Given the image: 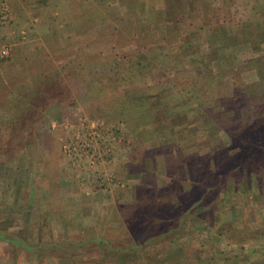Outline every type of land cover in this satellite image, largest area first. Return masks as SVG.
Segmentation results:
<instances>
[{
	"label": "rangeland",
	"instance_id": "obj_1",
	"mask_svg": "<svg viewBox=\"0 0 264 264\" xmlns=\"http://www.w3.org/2000/svg\"><path fill=\"white\" fill-rule=\"evenodd\" d=\"M230 1L223 10L211 9L209 18H193L195 25L207 32L217 24L226 32L241 26L243 32L248 14L264 24V0H255V10L254 0ZM7 4L20 8L13 21L32 33L27 41L11 30L0 34V42L2 35L10 44L21 42L11 54L0 55V71L10 77L8 88L0 89V264H148L161 260L166 249L170 264H264V162L252 168L236 162L241 156L231 158L240 148L228 131L238 123L249 127L264 111V51H257L263 43L253 37L256 47L224 51L210 46L204 32L194 46L212 56L207 63L188 58L166 66L167 55L179 52L196 28L170 41L144 35V27L138 32L127 24L134 0H4L2 5ZM239 40L240 34L234 43ZM9 55L15 65L3 58ZM55 70L70 98L44 114L42 106L21 109L19 99L37 80L44 95L52 91L47 77ZM163 97L169 113L187 116L173 119L168 111L156 116L158 109L166 110ZM144 98L151 104L141 103ZM104 102L130 113V128L100 116ZM145 107L156 127L169 119L173 131L156 140L141 136V130L153 128L140 120ZM35 112L40 117L33 118ZM33 127L47 132L37 138L14 135ZM233 165H240L235 176L217 179L216 173ZM195 184L215 188L200 205ZM186 191L193 211L191 242L150 239L162 227L166 230L155 234L170 227L185 232L177 228L176 208L185 203ZM100 240L111 245H98ZM118 243L124 252L113 250ZM132 244H139L133 254Z\"/></svg>",
	"mask_w": 264,
	"mask_h": 264
},
{
	"label": "trees",
	"instance_id": "obj_2",
	"mask_svg": "<svg viewBox=\"0 0 264 264\" xmlns=\"http://www.w3.org/2000/svg\"><path fill=\"white\" fill-rule=\"evenodd\" d=\"M3 1L4 0H0V6H1V8H0V34H3L6 31H10L9 25L12 23V21L10 22V18H8L6 16V14H7L6 9L7 8L4 7V5H2ZM14 8L20 9V8L15 7V6H14ZM261 12L264 13V9ZM262 15H264V14H262ZM223 17L226 20H228L227 16H223ZM215 18H216V15L210 19V23L213 24ZM261 19L256 18L255 20H248L245 24V26H246L245 30H242L243 32H240L241 26H237V29L235 27L230 28V30H227V32L225 31L223 26L219 25V24H217L219 26L218 28H211V29L209 28L208 32L206 31V35L208 37V41H209L210 46L215 44L217 46V48L220 47V49L222 48L224 51H226L228 47H231L234 45H236V46L237 45H245V46L253 48V47H256V45H255L256 40H254L255 37H256V39H258V42H259L258 45H261L262 43H263L262 45H264V24L262 23L263 19L262 20ZM127 24L130 26H135L137 31L140 32L141 26H142L141 20L136 19L134 21V19L128 18ZM255 24L256 25L258 24L257 25L258 29L255 27V31H254L253 25H255ZM200 28L203 30L206 29V27H200ZM140 33H144V35L148 34L151 37H154V38L157 37L159 39H165V40H169V41L170 40H176V39H179L181 37V34H177V35L176 34L174 35L171 33L164 34L161 31V27L158 28L157 25H155L152 29H150V31H147V30L142 31L141 30ZM158 33H161L162 35L158 36L159 35ZM239 34L241 35V40H239L238 43L235 44L234 43L235 36H237ZM1 38H2L3 44H10L11 39H9L8 35H2ZM147 38L148 37L146 36L145 39H147ZM200 39H201V33L199 31H197V32L195 31V32L191 33L189 38H187V36L184 37L183 38V44H181V47H180V51L177 52L176 54H174V56L172 58L170 57V55H167V58H166V60H167L166 64L167 65L166 66H168V65L173 66L175 63L181 64L182 61H186L188 58H191L193 63H197V64L198 63H202V64L207 63V60L212 58V56L202 55L201 53H199L200 48L198 46L197 47L194 46V43H196L197 41H200ZM36 46H37V48H40L39 44ZM257 51L258 52L264 51V48L263 47L261 48V46H260V48L257 49ZM205 52H207V51H205ZM199 54H200V59H198L199 61H195V59H197ZM0 55H1V52H0ZM45 57L47 58L45 63H47L48 66H50V64L52 65L53 59H51V53L49 51L45 52ZM3 58L11 60L14 63V65L16 64L15 58L12 57L11 55L6 56V57L4 56ZM193 58H195V59H193ZM6 62H7V60H6ZM106 68L107 67H105L104 70H107ZM4 69H6V68H4ZM0 70H2V69H0ZM2 73L3 72L0 71V89H7L8 88L7 83H9L8 80L10 79V77L9 78L7 76L5 77L4 74H2ZM110 73L111 72L107 73V75L108 74L111 75ZM56 77H60V71L55 70V72H50L49 76L47 77V82L51 86L52 91L47 92L46 95H44V93L42 92V89L38 88L39 85H38L37 81L40 80L38 78L39 80L36 81L34 89H31L30 93L25 92L23 97H22V100L19 99V101L22 102V105L20 108L24 109L23 107H25L26 105L42 106L43 109H42L41 113L44 114L45 110H47V108H49V106H51L53 104H61L65 100H68L70 98V95L65 94L64 89L62 88L61 82H58L55 80V79H57ZM58 86H61V87L58 88ZM22 88H24V87H22ZM26 88H27V85H26ZM28 88H29V86H28ZM54 91H56V92H54ZM149 94L150 93H148V95ZM163 99L165 100V97H163L161 99L163 102L162 105L164 108L165 104H164ZM184 101L188 105V99L182 98V103ZM142 102H144L146 106L148 104H151L150 98L149 99L148 98L141 99V103ZM118 103L120 104L121 101L119 100ZM119 104L113 105L110 102H104L103 105H101L104 107H99L98 114L100 116L104 117L105 119L110 120V121H112V119H113V120H117L115 122H118V121L119 122H125L128 126V127L127 126L126 127L130 128L128 122L131 121L132 115L128 112H125L124 110H118L116 108V106H118ZM186 104H184V105H186ZM154 105L157 106L158 103L157 104L154 103ZM165 107H166V110L158 109L157 112H155L156 116L161 115L162 113L167 112V111H168V115L172 118L173 117L177 118L178 116H181L184 114H185V116H187L186 112L178 113V111H175L176 114L173 115L172 113H169L170 112L169 106L165 105ZM22 112H23V110H22ZM93 113H91L92 116H94ZM37 117H40V115L36 112L33 113V118H37ZM140 120H142V123H144L145 125L151 124L153 126L154 129L153 128H151V129L145 128V129L141 130V133H142L141 136H147V135L149 136L150 135L151 140H156V139H158V137L160 138L161 135H167L173 131V126H172V123L170 121H168L169 119L165 120V122L166 121L168 122L167 125L164 122H162L163 123L162 125H158L156 127V124H154L155 123V116L152 112H150L148 110L147 107H145L142 110V112L140 114ZM159 122H161V120ZM251 122H252V124L249 127L248 126L242 127L241 124L238 123L237 129H235L233 131L231 129H228V131L231 133L233 139L236 142L235 148H240V149L242 148L243 149V150L239 149L240 151L238 150L240 153L245 154L244 150H248V153L246 155H238V151L234 152L231 158L238 157V159H240L239 156H241L242 159L237 160L236 162H243L244 164L246 163L247 165L254 168L256 164L264 162V111H261V113L258 114L257 117H254ZM250 127H253L254 129L252 130ZM256 130H258V131H256ZM44 132L46 133L47 130H42V129L40 130L39 128H36V127L29 128V129L19 128L16 131H14V135L20 136L23 133H29L30 136L37 138L39 136V134H43ZM249 132H251V133H249ZM239 139H240V141L238 142ZM247 139H252L255 142H253L252 144H248L247 141L245 143H242V141L244 142ZM244 145L246 146V148L243 147ZM251 162L253 164H251ZM239 169H240V165L229 166L224 171L216 173V175L218 177L217 179L225 180V179L229 178L230 176H235ZM195 185L197 186L198 193L199 194L201 193V195H202V198L200 197L199 200L197 201V204H199V205L205 202L204 196H206L207 194L209 195V193H211L212 191H215V190L211 191V189H215L213 187V185H210V186L206 185V187H204V185L201 186L199 184H195ZM182 191H183V189H180L178 191L177 195L180 196V193ZM185 193L187 194L185 196V200L183 201L185 203H179L178 207L176 208L177 214L179 216V223H178L177 228L178 229L179 228H182V229L185 228L186 229L185 232H183L181 229L178 232L176 230H173L172 227H170V229L172 231L171 230L168 232L164 231L163 233L155 234L156 232L166 230L162 227V230L160 229V230L156 231L155 233H153V235H149V236H151L150 239L169 236L168 238H170V241L173 242L174 245L177 244V242H181V243L185 242L186 244H187V242H191L192 237H191L190 233L188 232V228H189L188 224H189V218L192 215L193 211H192V209H190L187 206L188 200L190 198V193H189V191H186ZM217 193H219V192H217ZM167 195H169V193ZM1 225L3 226V223H1ZM7 228H10V225H8ZM184 238H185V241L183 240ZM111 242H113V241H111ZM97 243H98V245H102V244L108 245V246L111 245L109 240H100ZM132 243H135V242H132ZM119 244H121V243H118L115 247H112L113 250L118 251V252H122V251L124 252L125 249L120 248ZM154 244H156V242L153 241V245ZM138 248H139V244L138 245L134 244L132 246V252L131 253L133 254V253H135V251L137 252ZM168 252H169V249H166V251L163 252L164 254H163V257L161 260L156 261V262H154V260H153L151 263H148V264H170V262H169L170 257H169Z\"/></svg>",
	"mask_w": 264,
	"mask_h": 264
},
{
	"label": "crops",
	"instance_id": "obj_3",
	"mask_svg": "<svg viewBox=\"0 0 264 264\" xmlns=\"http://www.w3.org/2000/svg\"><path fill=\"white\" fill-rule=\"evenodd\" d=\"M226 0H134L137 3V7L133 9V11H126V15L128 18L141 20V25L144 27L143 30L150 31L155 25L158 28L161 27V31L165 34H181L184 32H190V28L195 26L196 32L200 33L206 32L205 29H201L200 26H196L193 18L197 19H205L210 17L211 9H216L214 11L217 12L218 8L223 10V4ZM245 0H231L233 4L238 3L241 4ZM250 0H247V3ZM126 2H130V0H126ZM9 6V7H8ZM258 7V3L254 0V4L252 8L255 10ZM14 7L7 4V14L6 16L10 18V22L14 19V13L17 11L14 10ZM228 11V10H227ZM229 12V11H228ZM225 16V15H224ZM245 16V20H255V16ZM219 17H222L219 15ZM224 18V17H223ZM222 19V18H220ZM154 23V24H153ZM13 27L10 28V33L16 34L12 36H21L22 39L27 41V38L30 37L32 33L31 30H20L21 26L17 25L15 21H13ZM25 41V42H26ZM21 43V42H20ZM20 43H11V44H3L0 42V52L6 49L8 54L13 52L14 48ZM24 43V42H23Z\"/></svg>",
	"mask_w": 264,
	"mask_h": 264
},
{
	"label": "built area",
	"instance_id": "obj_4",
	"mask_svg": "<svg viewBox=\"0 0 264 264\" xmlns=\"http://www.w3.org/2000/svg\"><path fill=\"white\" fill-rule=\"evenodd\" d=\"M2 54L7 55L8 54L7 50L6 49L2 50Z\"/></svg>",
	"mask_w": 264,
	"mask_h": 264
}]
</instances>
